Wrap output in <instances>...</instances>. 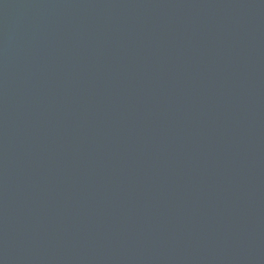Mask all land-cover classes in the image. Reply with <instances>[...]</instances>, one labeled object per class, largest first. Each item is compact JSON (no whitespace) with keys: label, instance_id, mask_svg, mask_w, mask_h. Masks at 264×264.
Segmentation results:
<instances>
[{"label":"water","instance_id":"water-1","mask_svg":"<svg viewBox=\"0 0 264 264\" xmlns=\"http://www.w3.org/2000/svg\"><path fill=\"white\" fill-rule=\"evenodd\" d=\"M0 264H264V0H0Z\"/></svg>","mask_w":264,"mask_h":264}]
</instances>
